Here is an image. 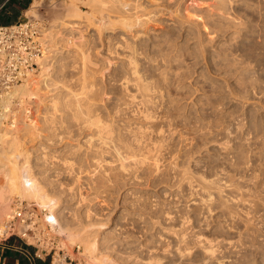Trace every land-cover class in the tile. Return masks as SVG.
Listing matches in <instances>:
<instances>
[{"label":"rangeland","instance_id":"374dc122","mask_svg":"<svg viewBox=\"0 0 264 264\" xmlns=\"http://www.w3.org/2000/svg\"><path fill=\"white\" fill-rule=\"evenodd\" d=\"M2 1L0 0V5ZM33 1L31 0L30 5L24 9V13L31 7ZM42 1L43 6L36 9V16L30 17L36 19L44 32L49 34L57 32L58 37L64 34L61 36L62 40L59 39L57 57L54 55L55 58L50 59L54 66L51 87L58 93L70 90L80 93L79 81L82 77L80 74L86 71L84 73L89 74V81L93 85L90 83L92 88H88L83 97L88 103L85 102L87 106L94 105L92 109H95V112L92 110L89 114L91 112L95 113L90 114L92 116L100 114L99 117H102L104 122L113 125L112 128L115 130H112L115 133L128 134L131 130H136L137 134L133 131L132 134L137 135L136 140L140 141L139 143L135 142L134 138L131 140L134 136L131 133L128 135L130 141L126 133H123L126 138H122L127 139L130 145H134L135 150L138 149L136 151L138 156L137 153H133L135 150L132 148V152L130 149L126 151L122 149L121 152H125V155L126 152L128 154L131 152L129 155L137 156L134 159L138 160L136 161L138 163L135 164L131 156L129 160L128 154L126 157L123 154L124 159L120 162L128 163V167H125L128 169H125L127 171L120 169V174L119 156L114 152L117 151L115 147L111 146L113 143L110 145L111 148L103 147V150L106 148L103 154L101 145L93 149L96 151L100 148L97 153L90 150L92 156L100 153L94 158L99 161H95L88 154L92 158L90 161L88 152L85 153L87 147L84 148L86 139L83 136L89 132L86 128L82 130L85 129L87 133L82 132L81 127L76 125L78 123L74 122L73 116L67 115L68 112L62 114V116L65 114L63 116L65 118H62L63 123L58 118L59 123L56 124L57 117L55 118V129L58 131V127L64 129L73 126L72 130H81L78 131L80 137L74 134L78 133L77 130L73 132L67 130L69 127L65 128L66 130L61 129L62 135L60 129V132H57L61 136L60 139L57 138L60 136L55 137L59 144L52 140L54 138L47 139L53 141V145L51 142L47 143L45 137L49 134L47 129L44 125H35L46 112L45 105H48V102L37 97L29 103L27 100L13 98L12 104H7L11 107L6 105L7 117L2 121L3 126L5 124L6 126L0 127V166L42 165L44 160L42 162L37 160L40 152L34 154L32 151L41 139L42 144L38 145L46 148L47 153L51 150L50 154L48 153L50 157H47L45 162H49L48 168L51 166L53 170L50 175L55 184L56 193L55 191L53 193L57 194V197L62 194V198L66 200L65 215L63 214V217L66 216L65 223L67 218L68 221L71 220L70 223L73 222V226L105 223L107 229L104 231L111 239L108 243L101 244V250L121 262L134 256L131 261L135 255L137 257L138 254L145 252L148 257L156 254L160 257L164 252L159 254L158 251H162L160 250L162 248H167L170 254H176V247L182 246L185 253L190 255L179 261V264H203L204 254L199 248H195L194 242V236L202 232L213 241L218 256L224 253L231 255L228 261L225 260V264H242L245 259L250 258L259 259L258 261L264 263V0H174V2L164 0L167 3L163 0H124L131 4L130 9H121L123 6L119 4V7H115L120 8L119 11H114V8L110 7L98 10L92 0H78L81 15L75 18L80 22L76 21L73 28L67 26L69 29L65 33L58 27V22L67 18L65 15L71 10L73 0ZM161 2L164 5H172L170 6L172 11L170 14L161 12L152 18L149 21L151 32L143 34L137 40L139 43L148 44L147 47L142 46L139 70L144 84L151 90L150 100L148 95L146 100L149 103L146 104L151 107L153 116L150 122L142 119L137 121L133 109L138 111L143 107L138 104L136 106V103L132 104L136 107L130 105L132 109L124 107V103L120 105L124 92L116 81L120 76L121 59L127 53L124 48L126 42H134L135 31L140 30L142 33L147 31L144 24L149 16L142 15L149 13ZM141 3L149 9L146 13L139 12L138 15H141L139 23L142 26L135 31L126 29L120 23L108 25L100 31L89 26L92 21L100 23L104 16H110L111 20L116 21L124 19L127 12L132 15L136 11L135 6ZM18 7L19 0H12L6 4L0 11V24L11 22L9 12ZM21 20L26 21L25 15ZM78 23L81 24L77 25ZM116 43L119 45L117 53L114 48ZM109 46L113 48L110 51L118 55L108 52ZM83 53L89 55L86 61L90 62H85L87 65L83 62L82 66ZM109 60L111 64H108ZM114 81L120 86L121 92L118 86L112 83ZM111 84L118 90L113 89ZM43 89L38 93L43 95L42 93L47 90ZM129 89L128 94L133 92L138 100L143 99L141 97L143 92L136 84H130ZM128 94L127 99H124L126 101L130 98ZM122 106L125 110L123 108L122 111H118ZM90 107H86L87 110ZM89 114L84 116L87 118ZM27 119L33 122L36 130L33 126L30 128L25 126L27 125L25 123H29ZM71 122H74L75 126L68 124ZM39 126L43 129L41 130ZM6 127L12 128H8L10 132L7 135L4 132ZM40 130L45 132L42 134ZM64 131H69V134L71 132L74 140L68 134L66 138L64 135L67 132ZM35 136H39V140L38 138L32 140ZM62 137L65 139L63 138L61 142ZM42 141L46 142L45 145ZM74 141L78 144L85 141L82 149L85 151L80 152L84 157L79 156L80 154L61 152L62 147H65L64 142L71 143L68 149L70 146H77ZM97 142L96 144H99ZM134 142L139 146L135 147ZM108 149L109 153H106ZM58 151L60 152L56 153ZM96 164L98 168H95ZM116 166L114 169L118 171L113 169ZM105 169H110V173H113L109 179L105 177ZM117 172L119 176H116ZM101 177L105 178L102 180ZM3 180V174H0V184ZM61 187L65 189L60 190ZM61 191L62 193H59ZM19 199L16 197L9 216L21 206L35 205L39 222L45 224L43 219L47 211L42 210L35 201ZM6 220L0 221V239L7 235V233L4 235L2 230ZM15 222V229L20 230V223L17 220ZM144 222L148 225L158 223V226L164 224L173 228L172 231H177V234L186 235L184 239L186 242H180V238L176 237L180 239L178 240L172 235L166 242L164 241L165 243L162 242V245L159 242L162 247L158 246V243L157 247L160 249L155 246L158 249L155 254L156 249L152 248L156 245L155 237L150 236L149 232H146V236V233H140L141 237L139 233L136 234V227L138 228L139 224H146ZM133 226H136L134 230ZM35 228L32 227L33 230H36ZM50 235L51 239L47 238L46 242L48 239L51 243L54 241L55 246L64 249L72 257L84 259L89 264H98L87 258L82 244L66 242L55 233ZM25 242L34 247L38 246L31 235ZM137 244L145 248L149 245L151 250L155 249L154 255L147 253L146 250L150 249L148 246L144 252L143 250L142 253L139 252ZM76 247H80L79 252ZM39 248L41 252H45L42 247ZM132 250L138 252L134 254ZM146 254L142 255L146 259H142L144 261H148ZM175 260L178 259L168 258V261Z\"/></svg>","mask_w":264,"mask_h":264},{"label":"bare ground","instance_id":"6f19581e","mask_svg":"<svg viewBox=\"0 0 264 264\" xmlns=\"http://www.w3.org/2000/svg\"><path fill=\"white\" fill-rule=\"evenodd\" d=\"M77 1L78 0H73V2L71 4V7L72 8L70 7L71 10H68L67 11L68 13L65 15L67 18L64 19L61 22L60 21L58 22L59 23L58 27H61V30H63L64 33L67 32V29H69V27L70 28H73L75 26L76 21L77 22H80L77 18H75V17L81 15L80 14V10L78 8ZM165 1H164V3H167ZM92 2H93V4H95V6L98 8V10H103V9H106V8L110 7V8H114V11L115 10H118L119 11L120 8H115V7L116 6L119 7L120 5L123 6L121 9L129 10L130 9L129 7L131 5L128 1H124V0H92ZM144 2L146 3V1H144ZM168 2H170V1H168ZM173 2H174V0H173ZM173 2H171V3L173 4ZM164 3L163 4H162V2L161 3H157V5L156 6L154 5L155 7L153 9L151 8L152 10H150V12L147 13V14H144V13H146L149 8L147 6H143L142 3H141L140 5L138 4L137 6H135V10L136 11L134 13L136 15L134 13H132V15H131L130 12H127V14L124 16L125 18L124 19H121V20H118V21L111 20L110 16H104L102 18V21L100 23H97L96 21H92L90 23L91 25L88 24L90 26V28L92 27V28H95V30H97V31L99 30L100 31L103 28L105 29L108 25H112V24H115V23H120L126 29L131 30V31L132 30L135 31L136 28L142 26L141 23H139V18L141 16V15L140 16L138 15L139 12H144L143 13L144 15H142V16H149V19H147L146 23L144 24L145 25V28H147V31H145V33H142L140 30L139 31L138 30L135 31L134 32V38H135L134 39V42H126V45H125L124 48L127 50V53L123 56V58L121 59V62H120V64H121V67H120L121 68L120 76L118 77L117 81L115 79V81L117 83H119L118 85L121 86V88L123 89V92H124V94L122 92L123 95H122V98H121V100H123V102L120 105H123V103H124L123 106L124 107L125 106H128V109H129V107H131L130 105L136 103L135 104L136 106L138 104L141 107H143L142 109H140L138 111L135 108L133 109V110H135L134 111V113H135L134 117L137 118L136 119L137 121H138V119L140 121L142 119L143 121L145 120L147 122H150V120H152V117H153L152 116V113H151V110H150L151 107L149 108V106L147 105L149 103V101H146L147 100V97L149 96V92L151 90H150V88H149V86L147 84H144V81L142 79L143 76L140 74V70H139V58L143 54L142 51H141V49H143L142 46L147 47L148 44L139 43L137 40L143 34H148L149 32H151V29L152 28L149 25V21H151L152 18L157 17L156 15L160 14L161 12L170 14V12L172 11L171 10L172 5H166V4L164 5ZM171 3H169V4H171ZM42 6H43V1L42 0H34L33 3H32V5H31V7L26 11V16L27 17H30V16H34L35 17L36 16V11H37L36 9L41 8ZM60 19H62V18L60 17ZM66 22H68V24H66ZM80 24L81 23H78L77 25H80ZM88 25H87V29H88ZM67 26H69V27H67ZM84 27H85V25H84ZM63 32H62V34H63ZM48 34H49L48 32L47 33H44L45 37L50 42L49 49H48L47 55L44 57V59L41 62V66H40L39 72L36 74V76H32V77L28 78L22 84L16 85L9 93H7L0 100V106H2V107H0V127H5L6 126V124H5V126H3V124H2L3 123L2 121L4 119H6V117H7V114L5 112V110H6L5 108H6V105L7 104H10V105L12 104L11 103V100L13 98H20L23 101L24 100H27L28 103L29 102H32V100L35 99V98H37V97L40 98L42 101H46L47 100L48 105H45V111L46 112H44V115L42 116V118H40V120H38V122L35 125V126H37V124H40V126L41 125H44L45 126V129H47V132L49 133V134L47 133L48 135L45 136L46 137V140L47 139L51 140L52 138H54L52 140L57 141L55 137L60 136V134L57 133V132L58 131L60 132V130L63 129V127L62 128L61 127H58L60 130L58 129V131H57L55 129L56 128V124L59 123V119L63 123L64 120L62 121V118H65V117H63V116H65V114L63 116H62V114L68 112L67 115L68 114L72 115L73 118H74V122L76 121L78 123L76 125L80 126L81 127L80 129L81 130H82V128H86L89 133L83 135V136H85L84 139H86V144H85L86 146L84 145L85 147L83 146V144H84L85 141H82L83 143L81 142V144H78V143H76L77 141L76 142L74 141L77 144V146H75V147L74 146L73 147L70 146V148L68 149V147H69V145L71 143H65L64 142L63 145H65V147L64 146L63 147L61 146L62 147V149H61L62 151L61 150L60 151L62 153L64 152L65 154L66 153L80 154L79 156L84 157V155H81L82 153H80V152H83L84 153L85 149L83 151L82 150L83 147L84 148L87 147L85 153L88 152L87 153V155H88L90 153L92 154V152H94V153L96 151L99 152V149L100 148H101V150H103V147L108 148L113 143L114 145H111V146H114L115 148L114 147L113 148L116 149L117 151H114L113 148H112V150L115 152V154L117 153L118 156H119V161H118L120 163V164L118 163L120 165V166H118V167H120L119 168V173L121 174L120 169L121 170L123 169L124 171H127L125 169H128V168H125V167H128V163H125V162L121 163L120 162L121 160L123 161V159H124L123 158L124 157L123 154L125 153V152L122 153L121 150L123 149V151H124V149H125V151H126V149H130L129 151H131V148L133 150H135L133 148L134 145L132 146V144L131 145L129 144V141L130 140H129V136H128L130 133L132 134V131L133 130H131L130 133H128V134L126 132H122V134H120L119 132H116L115 133L113 131L115 129L112 128L113 125H108L107 122H104V119H101L102 117H99V116H101L100 114L99 115L96 114L98 116H95V115L92 116V115H90V114H95L94 113L95 112L94 111L95 109H92V107L94 105L92 107L87 106L88 103L86 102V100H84L85 98L83 97V95H84L83 93H85V91L88 88L89 89L92 88V86L90 87V83L91 82L89 81V74L87 73L88 74L87 75L86 73H84V72H86V71H84V70H86L85 67L83 68L84 69L83 70L84 72L82 71L83 74L82 73L80 74V77L82 76L81 79H80V81H79L80 82L79 83V86H80L79 90H81L80 93H77V92H74L73 90H70V91H66V92L63 91L66 94H64L63 92H62L63 93L62 94V93H60V91H59V93L56 92L55 89L51 87L52 84L50 83V81H52V77L54 75V73H52V70H53L54 66L50 62L51 61L50 59L51 58H55L54 55L57 54L56 52L58 51V48H59V46H58L59 39H61V36L63 37L64 34L63 35L60 34L61 35V36H59L60 38L58 37L57 32L56 33L49 34V35ZM71 34H73V33H70V35ZM47 36H50L51 38L50 37H47ZM80 37L82 38V36H80ZM81 44H82V41H81ZM117 44L118 43H116L114 45V48H115V52L116 53H117V48H119V45H117ZM78 46L79 45H77V47ZM150 46H154V45H150ZM111 48H110V46L108 47V50H109L108 52H111L112 53L113 51H110V50H112L113 48L112 49ZM115 52H113V53H115ZM83 54L84 55H83L82 58H84V61H82V66H83V62H84V65H87V63L90 62V60L88 62L86 61V60L89 59L88 58L89 55L87 56L85 53H83ZM116 55H118V54H116ZM56 57H57V55H56ZM85 62H87V63H85ZM108 64H111L110 60L108 61ZM66 65H67V63H66ZM110 75H112V74H110ZM107 77H113V76H107ZM112 81H113V79H112ZM115 81L112 82V83L115 84ZM130 84H136L137 87L139 88V90H141L143 92L142 93L143 95H141V97H143V99L141 101L138 100V97L136 96V94H133V92L131 94L130 93L129 94L127 93V91L130 92V89H129ZM118 85L115 84V86H118ZM115 86H113L112 88L113 89H117V87H115ZM120 86H118L119 92H121L120 91V88H119ZM42 88H44L43 90L47 89V90H45L46 92L43 91L44 93H42V90H41V93L43 95H41L40 93H38V91H40V89H42ZM125 91L128 94V97H130V98H128L129 99L128 101L124 100V99H127V94L125 93ZM124 95L126 96V98L123 97ZM149 98H150V96L148 97V100H150ZM84 105H86V106H84ZM146 105L148 106L147 108H146ZM7 106H9V105H7ZM123 106H122V109L120 108L121 110H118V111H122L123 108H124ZM136 106H133V107H136ZM9 107H11V106H9ZM84 107L85 108L86 107H90V108H88L89 110H87V108H86V111H87L86 112L84 110L85 109ZM130 109H132V107ZM92 110L94 112H91L89 114V111H92ZM124 110H125V108H124ZM84 113H86V114H84ZM88 114H89V116L86 118V116H84V115H88ZM118 114H119V112H118ZM72 116H70V117H72ZM19 118H21V117H19ZM55 118L57 119L58 122L55 121L56 120ZM27 120H29V119H27ZM54 121H55L56 124L54 123ZM27 122H29V123H25V124H27L25 126H27L29 128L33 126V122H31L30 120L27 121ZM74 122L73 123L71 122V123H68V124H73L75 126ZM17 123H19V122H17ZM52 123H54V124H52ZM53 125H55V126L53 127ZM40 126H39V128H40ZM131 126H132V124H131ZM27 127H25V128L27 129ZM69 127H65V128L67 129ZM72 127H70L67 130H69V131L71 130L72 132L77 130V129H75V128H77V126L74 128L75 130H72L73 129ZM8 128L7 127L4 128L5 135H7L10 132L9 129H12V128H9V129ZM33 128H34V126H33ZM35 128H37V127H35ZM35 128H34V130H36ZM65 128L63 130H66ZM94 128H95V130H93ZM50 130L52 131V133H50L51 132ZM81 130H77L76 132H78V131L80 132ZM129 130L128 131L126 130V131L129 132ZM43 131H41L42 134H43ZM69 131H66L67 133L64 131V133H66V134L65 135L63 134V135L66 137V135L68 134V136L69 137L71 136V139H72V134H71V132L69 134L68 133ZM94 131H96V132L94 133ZM135 131L136 130H134L133 133ZM62 132L63 131L61 130V135H62ZM79 132L78 133H75L74 132V134L76 136H79ZM82 132H86V130L83 129ZM113 132L115 133V135L116 134H119V135H122V136H119L118 135V136L115 137V135L113 134ZM123 133H126L127 134V136H128L127 139L129 140L128 143H127V139L126 140L124 139V138H126L125 137L126 135L124 134L125 135L124 136ZM135 134H137V133L135 132ZM80 135L82 137V133ZM132 135H134V134H132ZM136 136L137 135L132 136L131 140L133 138H134L133 140H136L137 139ZM47 137H50V138H47ZM96 137H98L97 138L98 140L96 139ZM122 137H124V138H122ZM138 137H139V135H138ZM141 137H143V135ZM36 138H38L37 140H39V136L38 137L35 136L34 138L32 137V140H36ZM57 138L60 139L61 136L60 137H57ZM63 138L64 137H62L61 142L63 141ZM72 140H74V139H72ZM81 140H83V138ZM96 140L97 141H100V143L97 142ZM45 141H42L44 143V145L46 143ZM50 142L52 144L53 141H48L47 143H50ZM61 142H60V144H61ZM96 142L99 143V144H96ZM135 142H138L139 143L140 141L136 140ZM39 143H41V139H40V142ZM57 143H58V141H57ZM130 143H133V142H130ZM138 143H135V147H136V145ZM38 144H36L37 147L33 148L32 151H33L34 154H39L38 152H40V154H39L40 157H38L37 160L38 161H41V162L44 160V162H45L46 159H47V157H50L49 154H50L51 150H49L50 152H48L49 153L48 154L45 151L46 148L41 147V144L42 143L40 145H38ZM97 145H99V147L101 145V147L99 149H97L96 151H94L93 149H95V147ZM140 145H142V142H141ZM111 146H110V148H111ZM138 146L139 145H137V147ZM106 148H104L105 151H106ZM90 150H93V151L90 152ZM104 150L102 151V154H103ZM109 150L110 149H108L106 153H109L108 152ZM137 150L138 149L136 148L135 152H133V153L134 154L137 153V156H138V152H136ZM60 151H58L56 153H59ZM52 154H53V152H52ZM91 154H90V156H92ZM98 154L100 155V153H98ZM98 154L97 155L94 154L95 156H92L93 159L96 156L98 157ZM127 154H128V152H126V155L124 154L125 157L127 156ZM39 155H37V156H39ZM79 156H77V157H79ZM90 156L88 158H90V161H91L92 158ZM101 156L103 157V155H101ZM113 156L115 157L114 154H113ZM118 156L116 158H118ZM130 156L132 157L133 154L132 155H129V157H127V158H129V160L131 159ZM137 156L134 155V157H137ZM85 157H86V155H85ZM134 157H132V159H134ZM80 158H78V159H80ZM88 158H87V160H88ZM104 158H103V160H104ZM67 159H65V161H67ZM81 159H83V158H81ZM100 159H102V158L100 157ZM134 160H132V161H134ZM95 161H99V160L96 159ZM100 161H102V160H100ZM126 161H128V159ZM136 161H138V160H135V164L138 163ZM44 162H43V164L41 163L42 165H39V166H37L38 164L37 165H35V164H33V165H31V164H28V165L25 164V165H22L21 167H8L6 164H4L3 166L2 165L0 166V168H1L0 169V174H3V178H4L3 182L0 184V221H2L4 219H8L10 217L9 214L11 213V210H12V204H14V202L16 200V197H19L22 200L23 199L30 200L31 202L32 201H35L37 203V205H39L41 207L42 210L47 211V213L44 216V219L43 220L45 221V223L48 222L50 224L51 231L53 233H55V234H58L62 238V240L66 241V242L68 241V242H70L72 244L73 243L74 244H82L84 246V250H85V254H86L87 258L89 260H91L92 262H95V263H98V264H165V263H167V264H179V261H183L184 259L187 258L186 257L187 255L188 256L190 255V253H185V250L182 249V246H180V247L177 246L176 247V249H177L176 250V254H172L171 253L172 255L169 253V250H167V248L164 247L166 250L163 249V248L162 249L158 248L157 245H158L159 242L162 245V242L165 243L166 242V239L167 238H171L172 235H174L175 238L176 237L180 238L181 239L180 242H186V240H184V239H186V235L177 234V231H172V230H174L173 228L166 227V226H164V224L163 225L159 224L160 226H158V223L157 224L148 225L147 222H144L146 224H139L140 225V226H138L139 229L135 226L136 229H138V230H136L135 227L133 226V229L132 230L135 229V231L137 232L136 234L139 233V237H141L140 236L141 235L140 233H143V234H145L146 232L151 233L150 236L155 237L156 245H153L154 247L152 246V248H155L156 249V252L154 251L155 249L154 250L153 249L151 250V248H150L149 245H147L150 248L149 250L147 249V246L146 245H145L146 248L144 246H141L140 247L139 246L140 243H138L139 245L137 244L139 246V247L137 246L138 247L137 250L140 248L141 250L139 249L138 251L141 252L143 250V252H144V250L147 249L146 250L147 253L150 252L151 254L154 255L153 252H155V254H156L157 253V250L160 249L162 251H158L159 254L161 252H164L165 253V252L168 251L167 253H169L168 254L169 256H167V253L166 254L163 253L164 256H165V257L163 256L164 257L163 258V257H161L163 255L161 253L160 257H158L157 254H156V255H154L155 257L154 256L153 257H150L149 256L150 257L149 258L148 255L146 254V252L145 253H142L141 252L142 253L141 255L138 254L139 256H141V258H139L138 255H137V257L135 255V258L133 260L130 261V259H132L134 256L132 258L129 257V259L124 260V262H121V261L118 260V258H116V257H114V256H112L110 254H105V252H103L101 250V244L102 243H106V242L108 243L110 241V239H111L110 238V235H108V233L104 231L105 229H107L106 224L105 223H89V224L84 225V226H73L72 225L73 222L70 223L71 220L68 221V218L66 220L67 223H65L64 218L66 216L63 217V214H64V211H65L64 206L67 205V204H65L66 203V200L64 198H62V196H61L62 194H60L61 197L60 196L57 197L58 196L57 194H55L56 196L54 195L53 192L55 191V184H54V181L50 178V175L52 174L51 171H53V170H52V167L51 166H50V168H48V163L49 162L48 163L45 162L47 164V166H46V164L44 165ZM53 162H54V159H53ZM82 163H84V162H82ZM97 164H99V163H97ZM97 164L95 165V168H98L99 167ZM100 164H101V162H100ZM58 166H59V164H58ZM68 167H69V165H68ZM114 168H117V166L116 167H113V169ZM110 169H112V168H110ZM110 169L109 170L105 169V177H108V179L110 177V174H113V173H110ZM115 170L116 169H114V171ZM116 171H118V169ZM124 171L122 172V174L124 173ZM67 172H69V171H67ZM82 173H83V171H82ZM101 173H103V171ZM119 173L117 172V175L116 176H119L118 175ZM58 174H56V175H58ZM102 178L103 177H101V179ZM114 178H115V176L113 177V179ZM105 181H106V179H105ZM107 182H108V180H107ZM106 187H107V185H106ZM56 189H59V188L56 187ZM61 189L63 190L65 188H62L61 187L60 190ZM55 193H56V191H55ZM59 193H62V191L59 192ZM206 226H207V228L209 227V225H206ZM207 228L205 227V230ZM135 231H133V232H135ZM146 235H147V233L145 234V236ZM129 237H131V235ZM178 238H176V239H178ZM135 239H137V238H135ZM180 239H178V240H180ZM194 239H195L194 240V242H195V248H199V250H201V252H203V254H204V262H203V264H225V262H226L225 260L227 259V261H228L229 258H231L230 257L231 255L230 256H229V254L228 255L227 254L224 255L225 253L222 254V256H218L217 250L214 249L213 241L210 240V239H208V237L204 236L202 234V232L199 233V234H197V235H195L194 236ZM138 240H140V239H138ZM64 241H63V244H64ZM160 243H159L158 246L162 247L160 245ZM141 244H142V242H141ZM138 251H135L134 250L133 253L135 254V252H138ZM143 254H146V256H147L146 258H148V261L142 260V259H145L143 257L144 256ZM174 257H176L178 260H175L173 262L172 261H168V258H174ZM258 260L259 259L256 260V258H255V260L254 259L251 260V258L250 259H245L242 262V264H264V263H262L261 261H258Z\"/></svg>","mask_w":264,"mask_h":264},{"label":"built area","instance_id":"2783aa9c","mask_svg":"<svg viewBox=\"0 0 264 264\" xmlns=\"http://www.w3.org/2000/svg\"><path fill=\"white\" fill-rule=\"evenodd\" d=\"M11 1L3 0L0 11ZM24 15L26 21L21 18L13 23L0 24V100L16 85L35 76L48 53L50 42L44 35L47 32H44L34 17H27L26 12H23ZM15 220L20 223V230L15 229ZM32 227H36V230ZM2 230L4 235L7 233L2 236L6 239L17 237L27 241L31 235L38 243L35 246L37 250L42 247L43 251L52 255V264H89L84 259H76L64 249L58 248L54 241H49V236L53 233L51 226L48 222H39L35 205L27 204L16 209L4 222ZM47 238L49 243L46 242ZM76 250L79 252L80 247H76Z\"/></svg>","mask_w":264,"mask_h":264},{"label":"crops","instance_id":"0c3cea01","mask_svg":"<svg viewBox=\"0 0 264 264\" xmlns=\"http://www.w3.org/2000/svg\"><path fill=\"white\" fill-rule=\"evenodd\" d=\"M30 0H19L20 7L9 12L13 23L22 18L26 3ZM0 264H52V255L41 252L25 241L11 237L0 239Z\"/></svg>","mask_w":264,"mask_h":264},{"label":"trees","instance_id":"16d2710c","mask_svg":"<svg viewBox=\"0 0 264 264\" xmlns=\"http://www.w3.org/2000/svg\"><path fill=\"white\" fill-rule=\"evenodd\" d=\"M30 2H31V0L30 1H27L26 7H28L30 5Z\"/></svg>","mask_w":264,"mask_h":264}]
</instances>
